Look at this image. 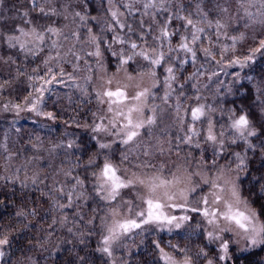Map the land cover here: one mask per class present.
Instances as JSON below:
<instances>
[{"label":"snow or ice","instance_id":"obj_1","mask_svg":"<svg viewBox=\"0 0 264 264\" xmlns=\"http://www.w3.org/2000/svg\"><path fill=\"white\" fill-rule=\"evenodd\" d=\"M203 3L194 0L190 9L183 0H102L101 19L88 11L87 0H27V10L17 12L20 23L0 31V47L13 50V55H0V65L8 66L9 75L15 68L12 79L23 77L30 88L22 101L19 97L16 102L0 100V111L17 116L27 112L54 121L56 113L45 110L54 85L71 86L86 97L94 95L98 105L91 122L83 125L94 149L89 150L79 138L45 149L49 157L59 152L73 156L71 167L41 175L38 162L44 142L39 136L29 139L33 156L19 166L15 164L19 152L0 144V186H11L13 196L22 192V199L28 196L26 190L34 188L40 204L48 205L42 215L35 198L31 208L24 199L15 213L17 224L0 225V264H5L8 250L30 231L42 235L29 237L16 264H36L29 253L47 251L57 225L83 244L93 235L97 220L101 239L96 250L117 264L115 249L130 235H141L148 226L169 232L181 229L194 219L188 213L202 218L194 230L206 243L192 254L188 246L165 243L163 238L152 240L158 264H239L250 261L254 255L250 249L264 248V171L253 175L248 159L252 153L264 164V142L254 143L264 135V126L258 133L254 114L245 107L206 104L198 86L201 77L216 78L217 96L234 95L247 88L240 83L247 80L255 88L254 106L264 115V76L256 80L246 72L241 75L245 69L255 71L257 59H264V0H214L216 15L211 18ZM241 19L245 29L254 33L252 45L243 51L240 42L247 39L246 34H229L237 31L232 24ZM19 56L23 61L18 63ZM109 57L115 59L122 79L107 75ZM36 60L40 63L28 71L24 62L31 65ZM208 68L217 70L209 74ZM228 68L239 70L227 72ZM221 74L232 78L227 85L219 79ZM145 80L150 82L147 86ZM10 86L11 80L3 79L0 94ZM161 87L164 94L157 97L154 89ZM129 89H135L134 94ZM156 99L161 104L154 103ZM165 112L172 114L171 126L177 129L174 139L166 130L156 134ZM217 112L222 118L226 115L225 123L214 119ZM71 123L81 127L75 118ZM117 144L124 146L119 163L113 159ZM232 146L244 151H230ZM166 154L180 161L174 170L168 169L167 176L165 162L153 163ZM144 169L154 171L142 178L139 173ZM124 190L135 195L125 199ZM97 201L102 208L99 204L92 207ZM0 206H6V200L0 199ZM77 259L79 264H88L87 256Z\"/></svg>","mask_w":264,"mask_h":264},{"label":"trees","instance_id":"obj_2","mask_svg":"<svg viewBox=\"0 0 264 264\" xmlns=\"http://www.w3.org/2000/svg\"><path fill=\"white\" fill-rule=\"evenodd\" d=\"M76 2V0H74ZM79 2H83V0H79ZM183 4L186 7H189L190 9L194 8V0H183ZM206 11L209 12L210 18L216 15L215 12V6H214V0H204V3L202 5ZM28 4L27 0H2V3H0V31H8L12 29L16 24H19L21 21V17L17 15V12L25 11L27 10ZM88 11L93 16H97L98 18L104 17V12L102 8V0H87L86 5ZM7 8L9 11L8 16H6V13H3V9ZM15 16V17H14ZM232 28L236 29L237 31H231L230 35H238L239 28L236 27L234 24H232ZM246 30L244 31V33ZM135 39V37H133ZM228 42V41H226ZM252 45V44H251ZM6 47H0L1 49H5ZM111 59V66L108 67L111 69V71L116 70V61L114 58H106ZM30 66V65H28ZM255 71L252 69H245L244 72L241 73L243 76L246 72L248 75H252L256 78V80H259L262 76H264V59H257V63L254 65ZM217 70L208 68L207 71L210 74L211 71ZM239 70V69H238ZM237 69L229 70L228 72L232 71H238ZM191 71V69L189 70ZM220 80L227 79L229 82L231 81L230 76H224V74H221L219 77ZM240 83L247 86V88L240 89L239 94L234 95H220L217 96L216 90L220 85L217 82L216 78H213L212 80L206 79V77H201L199 82V87L201 90L202 96L205 98L204 102L208 105H213L217 107H224V108H233V107H245L246 109H250L255 118V122L257 124V131L260 132V127L264 126V115L260 114V110L258 107H255V88L254 85L251 84L247 80H241ZM206 85V87H205ZM239 85H237L238 87ZM248 89H252L251 92L248 91ZM188 91H191L189 89ZM223 92V89H222ZM91 102V105L89 107V110L86 111L83 117H79L76 108L77 103L82 104L83 106H87V100H80L72 101L71 106L69 107L67 113L63 116L57 115V111H55L57 115V119L59 122H54L49 120H40L39 123L33 122L28 123L31 127H36L38 124L45 128V130H37L35 129L33 132L29 134H24L22 131V128H20L18 125L11 129V132L14 134V143L12 144V151L13 152H25V149H28L27 152H31L32 150L29 147V139L35 140L37 136L41 138V140L44 142V149H42V152H47L45 149L49 147L47 145L52 136L58 133V137L61 136V131L64 133L66 132L65 127L70 128V130L78 136H74L75 138H79L80 141L83 142L87 146L89 150L94 149V141L90 140V133L83 130L82 126L85 122H91L92 120V113L96 111V107L94 104H92V100H88ZM232 101H235V104L232 103ZM219 102V103H217ZM72 118H75L78 120L81 124V127L77 128L75 124L71 123ZM214 119L220 120L221 123L226 122V115L222 118L221 114L217 112L214 115ZM23 126H25V123H22ZM52 126L54 127V130L49 129L47 127ZM261 142H264V135H260L259 139H255L254 143L259 146ZM230 151H241L243 152L244 149L237 148L236 146H232ZM75 155L81 156L83 160L87 159V156L84 155L83 152H77ZM196 157H199L197 155ZM114 162L119 163L120 157L117 151L114 152ZM248 159L250 161L249 168L252 171L253 175L259 174L257 170L264 171V164H261L260 157L254 156L252 153L248 154ZM74 157L69 156L65 157L62 152H59L56 156V158L53 160L54 166L56 168L59 167H71V164L69 161H73ZM60 162V163H59ZM63 162V163H62ZM224 161H220L222 163ZM50 167V166H49ZM47 171L46 174H50L48 166L45 164L41 165V172ZM52 170V169H51ZM77 171H81L80 169H77ZM81 175H83V172L81 171ZM244 179V187H247V179L242 177ZM19 188V186H16ZM41 187H43L41 185ZM91 187V184H89V188ZM12 187L9 186L7 188H4L3 186H0V199L6 200V206H0V225L7 226L9 224L16 225L17 224V218L15 216L16 211H18L24 203V199L27 200V206L29 208L33 207L32 200L33 198L37 201V206L41 207L42 211L41 214L43 215L48 208L47 204H40L39 199V192H37L34 188H29L28 190V196L24 199L23 193L20 191L16 192V195H12ZM102 208L103 204L102 202L97 201L96 203L92 204L93 208H96L97 205ZM69 213H71V209L66 210ZM100 216L104 215V212L101 211L99 213ZM47 219V217H45ZM29 220L32 223H36V220H32V218H29ZM50 222V221H49ZM44 227H47V224H43ZM71 226V225H69ZM75 231V229H74ZM87 231V229H85ZM42 235L39 231H30L23 237L21 242L19 244H14L12 248H10L6 255L5 264H16L17 259L21 257V251L24 247V244L27 242L29 237L32 236H40ZM165 239H170V241L174 244H180L183 246H188L192 250V254H194L199 247L203 246V243H206V241H202V237L199 234L195 235H174V236H165ZM101 239V233H100V221L97 220L95 231L93 235L86 237L85 242L81 244L79 240L74 237L73 235L69 234L66 229L61 228L59 225L56 227V233L52 237L49 244L46 245L47 251H41L39 249H34L33 252L29 253L33 257V259L36 261V264H71L72 261H76V264H79L78 257L79 256H87L88 258V264H112L109 258L102 254L101 252L97 251L96 249L99 247V242ZM155 240L153 236H147L145 237L140 243H138L135 247H133L130 252H127L128 255L125 256L123 259L121 258L120 264H158V256L156 251L153 249L151 245V241ZM164 240V239H163ZM165 242V241H164ZM210 249H214L215 246H208ZM169 250V249H168ZM170 251V250H169ZM254 253V255L250 258V261H244L240 260L239 264H255L256 261L264 260V248H256L250 250ZM124 254V251L120 252V255L122 256Z\"/></svg>","mask_w":264,"mask_h":264},{"label":"rangeland","instance_id":"obj_3","mask_svg":"<svg viewBox=\"0 0 264 264\" xmlns=\"http://www.w3.org/2000/svg\"><path fill=\"white\" fill-rule=\"evenodd\" d=\"M232 7H233V10H235L236 5L233 4ZM8 11L9 10L7 8L3 9V13H6V16H8V13H7ZM251 11L255 12L256 9L253 8V9H251ZM241 15H242V13H241ZM60 23L63 24V23H65V21H60ZM233 24L240 29L237 36H239L241 32H244L246 30L245 34L247 36V39L245 41L240 42L243 45V48H241L240 50L241 51L246 50L252 44V36L254 35V33L249 29H245L243 19H241L238 23L233 22ZM256 31L257 32L259 31V27H257ZM238 47H239V45H238ZM0 55H5V56L13 55V50H9L8 48L1 49ZM16 59H17L18 63L23 61L22 56L16 57ZM24 63L27 66L28 71H31V68L36 66V64H39L40 61L36 60L30 66L27 65L26 61ZM229 70H232V68L226 69L227 72ZM9 71L10 70H9L7 65H0V82H2L3 79L11 80V86L9 88H7L3 92V94H0V100H2L4 102H7L9 100L16 102L17 97H19L20 100L22 101L24 96H26L28 91H30L29 81H27L23 77H20L19 79H12V77H15V75H16L15 68L11 69V75H9ZM68 71H71V68H68ZM130 71H131V69H130ZM158 71H162V70H158ZM85 74L86 73H81V76H83ZM133 74H135V73H133ZM107 75L108 76H116V78H118V79L123 78L122 72L117 73L116 70L111 71L110 68H108V70H107ZM223 81L225 82V85H227L229 83V80H227V79H223ZM78 82L83 83V80H79ZM149 83H150L149 81L145 80V86H147ZM99 85H100V81L96 80L95 86L98 88ZM114 86L115 85H113V87ZM128 91H129V94H134L135 89H129ZM154 91L156 92L157 97H160L164 94V89L162 87L159 90L154 89ZM80 100H87V106H83L82 104L77 103V105H76L77 111L76 112L78 113L79 117H83L84 114L86 113V111L89 110L91 102L88 100H92V104H94V106L96 107V111H97L98 105H97V101H96L94 95H90V96L86 97V96L82 95L77 89H75L71 86L54 85L52 87V92L50 94H48L47 107L45 108V110L46 111H54V112L57 111V115L59 114L60 116H63L67 113L69 107L71 106L72 101H74V103H76V101H80ZM154 103L161 104V101H160V99H156L154 101ZM162 107H164V106L162 105ZM161 117H162V119L159 121L158 129H156V134L161 135L162 134L161 130H166L168 133V136L170 138L174 139L175 135L177 134V129L174 126H171L172 125V118H171L172 114L170 112L161 113ZM42 119H43L42 117L37 118L35 116V114H30L27 112H21L20 115L17 116L15 114V112L0 111V144L6 143L9 146V148L12 149V144L14 143L13 138H15V137H14V134L11 132V129L16 127L17 125L20 128H22V131L24 134H29V133L33 132L35 129L45 130V128L42 126V124L41 125L38 124L34 128L28 124V123H33V122L39 123V121ZM43 120H45V119H43ZM56 121L59 122V120L56 118V120L52 121V123H54ZM22 123H25V126H23ZM85 123H90V122H85ZM63 127L65 128L66 132L63 133L61 131L60 137H58V133L53 135L50 142L47 144V145L50 144L49 147H51L55 143H59V142H62L64 140H67V139L75 138L74 136H78L77 134L74 133V131L72 132L70 130V128L65 127V126H63ZM47 128L54 130V127H52V126H49ZM82 128H83V130H85L83 126H82ZM145 139H147V137H145ZM113 149H114V152L117 151V153L119 154V157H120L121 153L124 151V146L118 145V144L113 145ZM0 151H2V149H0ZM184 151L187 152L188 149L185 148ZM210 151L211 150L209 149V152ZM57 154L55 155V157H49L48 152L44 153V152H42V150L40 151L39 155L41 158L38 162V169L40 170V172H41V165H43V164L44 165L46 164L48 166L50 172L53 171V168H56V166H54L53 168H52V166L54 165L53 160L56 158ZM32 156H33L32 151L29 153L27 151L21 152L19 154L18 160L15 161L16 166H19L20 164H22L24 162L25 158H30ZM196 158L199 159L200 157H196ZM162 161L166 163V169L164 172V175H166V176L169 175L168 169L174 170L175 164L180 163V161H178V159L175 155H172L171 158L169 159L167 154L164 157L156 158L153 161V163H156L158 165ZM2 163H3V161H0V164H2ZM222 163H224V162H222ZM132 171H136V169H132ZM153 171H154L153 169H144L139 174L143 178V176L145 174L151 175ZM46 173H47V171L41 172V175H46ZM205 192H207V188H205ZM123 194H124L125 199H130V198H132V196L135 195V192L130 193L129 190H124ZM188 214L193 216L194 219L189 221L187 224H185L181 229H173L171 232L167 231L166 229L164 231H158V230H155L154 227L148 226V227H146V230L141 235H136L135 233L130 235L128 237V239L124 240L123 243L119 247H116V249H115L114 257L117 261V264H120L121 258L123 259L125 256H127L128 255L127 252H130V250L133 247H135L138 243H140L147 236H153L155 238V240L163 238L165 243H167L168 241H170V239H165L164 238L165 236L171 237L174 235H186V236H188V235L199 234L200 232L198 230H194V229L196 228V224L198 222H200L202 218L200 216L196 215L195 213H188ZM136 231H139V230H136ZM211 246H214V245H211ZM250 250H252V249H250ZM121 251H124V254L122 256L120 255ZM166 251H169V250L166 249ZM109 260L112 263V258H109Z\"/></svg>","mask_w":264,"mask_h":264}]
</instances>
